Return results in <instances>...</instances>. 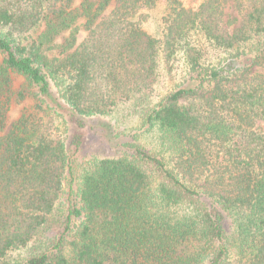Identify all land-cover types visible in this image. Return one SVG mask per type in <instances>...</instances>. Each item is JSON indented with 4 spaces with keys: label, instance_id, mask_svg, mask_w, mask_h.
<instances>
[{
    "label": "trees",
    "instance_id": "obj_1",
    "mask_svg": "<svg viewBox=\"0 0 264 264\" xmlns=\"http://www.w3.org/2000/svg\"><path fill=\"white\" fill-rule=\"evenodd\" d=\"M263 65L264 0H0V264H264Z\"/></svg>",
    "mask_w": 264,
    "mask_h": 264
},
{
    "label": "rangeland",
    "instance_id": "obj_2",
    "mask_svg": "<svg viewBox=\"0 0 264 264\" xmlns=\"http://www.w3.org/2000/svg\"><path fill=\"white\" fill-rule=\"evenodd\" d=\"M79 1H76L74 5H78ZM116 2L112 1L107 10L101 15L107 16L111 10L114 8ZM163 9L162 7H158L154 10H152L149 13L148 19L145 23V30L148 33L151 34H159L158 32L161 31V19L163 16ZM86 36V32L81 30L78 33L77 40L78 43L83 40V38ZM36 37V36H35ZM33 37L29 36L27 37L28 41H30ZM46 52L48 55H52L56 52V49H47ZM259 70L264 71V65L262 67H259ZM171 80L166 78L159 82V84L154 85L153 91L150 92L148 101H155L156 94L158 92H164L166 89L170 88ZM23 85L22 79L15 75L11 74V91H17L21 86ZM38 100L33 97H26L23 101L20 102H12L11 103V124L20 120L22 117H40L43 116L44 119L50 123L57 121L56 115L53 114L51 110H47L46 105L44 107L46 108V111L39 110L37 108ZM140 106L137 104H134V101L127 102V103H121L117 105L111 113L108 115H104L101 117L99 121L96 122V125L93 129L87 130L86 132V139L83 146V154H87L91 156L92 154L97 155H104L107 150L108 146L106 143V131L107 128H103L102 123H109L112 127V129L115 130V132H138L143 133L140 136V140L145 145H148L150 147L154 146L155 138L152 136L153 133H145L143 130L139 127L140 126ZM48 113V115L46 113ZM49 123V124H50ZM8 129H6L5 133ZM0 133V134H2Z\"/></svg>",
    "mask_w": 264,
    "mask_h": 264
}]
</instances>
